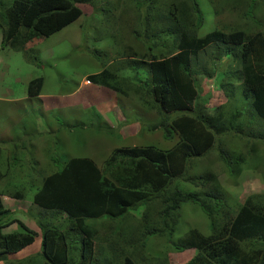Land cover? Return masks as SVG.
I'll use <instances>...</instances> for the list:
<instances>
[{"label":"trees","instance_id":"16d2710c","mask_svg":"<svg viewBox=\"0 0 264 264\" xmlns=\"http://www.w3.org/2000/svg\"><path fill=\"white\" fill-rule=\"evenodd\" d=\"M87 1L93 4V0H9L0 11V41L25 53L26 43L36 37L48 36L74 21L81 13L77 4ZM256 1L247 0L243 5L247 9L245 15L250 14ZM130 6L136 13L135 21L131 23L132 43L120 36L113 44L122 52L116 55V61L124 70L125 65L129 69L132 65L135 77L125 74L116 77L112 73L115 70L108 71L103 67L88 74L86 79L124 96L125 92L140 93L137 96L140 103L157 112L159 120L153 126H162L166 136L169 132L175 133L176 139L164 149L153 145L113 148L100 165L87 157H69L59 170L45 175L31 194L30 204L53 218L62 217L64 223L47 221L50 222L48 225L41 218L37 219L38 250L33 257L21 258L16 263L7 261L5 256L31 244L36 231L17 218L5 220L9 209L3 206V193H0V264H93L96 249L86 220L113 219L135 206H141L143 213L139 219L145 225L140 227L138 221L136 234L130 233L136 241L132 242L133 249L129 254H120L123 257L121 264L157 260L155 255L158 253L151 257L144 253L146 239L153 235L165 236L176 251L196 250L181 264H264V193L249 194L232 208L214 173L199 174L194 180L198 186L196 191H184L174 185L175 179L186 174L188 161L206 154L218 134L240 129V114L234 107L228 105L226 108V102L208 107L205 100L198 101L199 76L209 78L213 70L196 72L191 57L198 50L217 45L219 49L214 60L218 55L237 60L241 100L246 99L251 107L248 116L252 118L254 114L264 122V30L244 34L237 29L212 28L196 36L200 15L195 0H130ZM140 71L144 74L143 81L137 75ZM223 76L216 77L218 90V86L223 85ZM41 83L40 76L29 79L26 95L36 97ZM234 88L237 90L238 85ZM143 89L148 95L140 92ZM172 111L181 113L169 118ZM249 135H255L253 130H249ZM240 153L235 154L238 162L235 157L222 152L218 156L232 172L235 164L242 162ZM3 176L4 172L0 170V180ZM8 195L21 200L24 192L14 190ZM183 202H191L204 212L208 219V234L189 228L181 237L173 239L176 212ZM154 206L153 215H149ZM14 222L19 231H3ZM70 230L73 233L70 234ZM152 264L167 263L162 257Z\"/></svg>","mask_w":264,"mask_h":264},{"label":"rangeland","instance_id":"374dc122","mask_svg":"<svg viewBox=\"0 0 264 264\" xmlns=\"http://www.w3.org/2000/svg\"><path fill=\"white\" fill-rule=\"evenodd\" d=\"M8 1L0 2V11ZM195 1L199 8L197 13L200 15L196 36H201L212 28L224 31L237 29L244 34H251L254 31L261 33L264 30V0H257L249 15H245L247 9L243 6L247 4V0ZM216 3L219 5H215ZM77 5L81 13L74 21L48 36L30 40L25 53L0 41V135L7 133L5 138L0 137V170L4 172L0 180V193H3L1 200L3 206L9 209L5 220L10 217L17 218L36 231L33 242L27 248L5 256V259L12 263L28 256L33 257L38 250L40 232L36 225L37 219L41 218L46 224L50 223L47 221L55 224L64 223L62 217L53 218L40 207L30 204V199L42 178L59 170L67 158L87 157L100 165L113 148L153 145L164 149L170 147L176 139L175 133L169 132L166 136L163 134L162 126H153L159 120L157 112L140 103L137 99L140 93L133 92L131 83L130 91L135 96L125 92L129 97L127 100L123 99L126 97L123 93L96 81L94 85L100 87L101 92L97 99L89 98L83 104L66 106L64 110L44 109L38 100L27 96L13 102L7 100V96H3L9 90L14 92L15 97L24 93L22 82H13L15 77L23 80L43 75L46 90L58 89L61 92L73 90L87 73L99 71L103 67L108 71L115 70L112 73L116 77L123 74L135 77L132 65L130 69L125 65V70L120 67L116 55L122 53L121 48L113 44L120 36L127 43H132L130 31L131 23L135 21L133 20L135 12L130 6V0H93L92 5L88 1ZM116 28L122 30L118 32ZM1 36L0 28V40ZM218 49L219 46L212 45L198 50L191 57L190 62L196 72L210 68L213 70L209 78L199 76L200 96L197 99L199 102L205 100L208 107L223 102H226V108L228 105L234 107V111L240 114V129L218 134L206 154L188 161L186 174L175 179L174 185L184 191H196L198 186L194 182L195 178L206 172L214 173L216 181L225 192L227 202L230 207L235 208L247 195L264 193V122L253 113L254 117L248 116L252 110L246 99L241 100L237 60L224 55H218L214 60ZM144 74L147 77L146 68ZM144 74L143 71L137 73L141 81ZM219 74L224 75V86L220 84L218 90L216 77ZM52 81L58 82L60 88L51 86ZM134 83L136 84L135 81ZM237 85L236 90L234 87ZM141 91L143 95H148L145 89ZM39 112L49 113L39 115ZM107 113H111V116ZM120 113L127 123H131L128 125L130 128L127 134L119 131L123 123L119 124V120H114L115 116L123 119ZM180 113L172 111L169 118ZM6 115L9 117L6 118ZM140 126L143 128L140 129ZM250 129L255 135H249ZM219 152L235 157L237 162L235 154L241 152L242 162L235 164L230 172L226 163L219 158ZM14 190L24 192L21 200L8 195ZM154 208L155 206L149 215H153ZM141 209V206L127 208L122 215L113 219L101 217L86 220L89 225L92 223L90 226L96 229L97 236L102 240L101 244L98 242L94 245L96 250L92 256L93 264L94 260L96 264L108 262L121 264L123 257L120 254H129L133 249L132 242L136 241V238L132 239L130 233L136 234L135 228L139 229L138 221L140 227L145 225L144 221L139 219L140 213H143ZM176 213L177 225L172 235L173 239L181 237L189 228H195L203 235L209 233L208 219L197 205L183 202ZM150 218L151 216L147 219L148 223ZM3 231H19V227L14 222L5 226ZM194 252L190 248L176 251L166 241L165 236L153 235L146 239L144 253L146 257L158 253L155 255L157 260L153 258L151 262L148 259L147 262L141 260L138 263L152 264L165 257L167 264H180ZM112 260L114 262H111Z\"/></svg>","mask_w":264,"mask_h":264},{"label":"crops","instance_id":"0c3cea01","mask_svg":"<svg viewBox=\"0 0 264 264\" xmlns=\"http://www.w3.org/2000/svg\"><path fill=\"white\" fill-rule=\"evenodd\" d=\"M28 44H29V42L26 43V46L25 47H27ZM95 72H98V71H95ZM88 74H91V73H87L86 76ZM38 76H40L42 78V83H41V86H40L38 95L36 97H34V99L38 100L39 103L41 104V106L44 109H55V108H58V109L64 110V109H66V106H73V105H78V104H81V103L83 104L89 98L97 99V97L101 93L100 92V87H96L94 85V83L88 82L87 80H85V78L82 81H80V83H78L77 86L73 90H71V91L66 92V90H65V91H62L61 92L58 89H56V90H52L51 89V91H48V90H46V88L44 86V83H45V79L44 78L45 77L43 75H38ZM31 78H33V77H27V78H25L23 80H21L20 77L13 78V82L14 83H20V82H22V84L24 85V93L22 95H20V96L15 97L14 96V92H12V91L9 90V92L8 91L5 92V94H3V96H7L8 97L7 100H9L11 102L24 99L25 96H26L25 95L26 94V92H25L26 83ZM51 86H54L55 88H60V85L58 84V82H55V81L54 82L53 81L51 82ZM125 96L126 97H123V99H127L128 100L129 97L126 95V93H125ZM121 102H122V100H121ZM129 102L131 104V100H129ZM46 113H49V112H39V115L40 114H46ZM110 114L111 113H107V115L111 116ZM8 117H9V115H6V118H8ZM119 118L117 116L114 117V120H119L118 121L119 124L123 123V125L120 126L119 131L123 132L124 134H127L129 132V128H130V126L128 127V125L131 124V123H127L125 121V119H124V116H123V119H119ZM64 119H66V113L65 112H64ZM6 135H7V133L4 132V133H2L0 135V137L5 138ZM99 218H101V217H99ZM99 218H97V219H99ZM91 224L92 223H90V225ZM90 227L91 226H89V230H90V234H91V236L93 238L94 244H98V242L101 244L102 243V240H101V238H99L97 236L96 229L93 228V227H91V228ZM69 233L71 234V233H73V231L70 230ZM29 245L25 246L23 249L27 248ZM23 249H21V250H23ZM190 250H192L194 252V248H190ZM20 251H18V252H20ZM18 252H16V253H18ZM194 254H195V252L193 253V255ZM193 255L187 256L186 261L190 257H192ZM94 259H95V257H94ZM111 262H114V260H112ZM184 262H182V263H184ZM96 263H97L96 260H94V264H96ZM168 264H170V263H168Z\"/></svg>","mask_w":264,"mask_h":264},{"label":"clouds","instance_id":"9594fccd","mask_svg":"<svg viewBox=\"0 0 264 264\" xmlns=\"http://www.w3.org/2000/svg\"><path fill=\"white\" fill-rule=\"evenodd\" d=\"M85 80H87L86 77H85ZM87 81H88V80H87ZM88 82H89V81H88ZM26 96H27V95H26ZM27 97H28V96H27ZM29 98H34V97H29ZM34 231H35V230H34Z\"/></svg>","mask_w":264,"mask_h":264}]
</instances>
